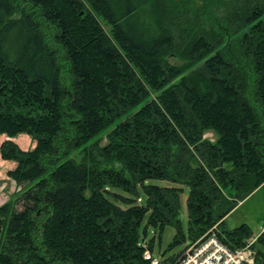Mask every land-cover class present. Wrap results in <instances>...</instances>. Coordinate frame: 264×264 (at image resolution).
<instances>
[{"label": "trees", "instance_id": "16d2710c", "mask_svg": "<svg viewBox=\"0 0 264 264\" xmlns=\"http://www.w3.org/2000/svg\"><path fill=\"white\" fill-rule=\"evenodd\" d=\"M0 135V264H152L149 227L245 246L224 225L264 189V0H0ZM153 179L188 187L187 234Z\"/></svg>", "mask_w": 264, "mask_h": 264}, {"label": "rangeland", "instance_id": "374dc122", "mask_svg": "<svg viewBox=\"0 0 264 264\" xmlns=\"http://www.w3.org/2000/svg\"><path fill=\"white\" fill-rule=\"evenodd\" d=\"M173 63H177L176 60H172ZM4 136V137H1ZM96 137L95 139H97ZM205 138L215 139V135L213 133H207ZM8 138L5 135H0V147L1 144L7 140ZM93 139L92 141H94ZM14 141L23 149L30 150L35 147V143L32 139L27 135H20ZM105 143V142H104ZM73 159L79 161L80 160V151H76L71 156ZM15 166L12 162L4 161L0 155V197L4 198V200L12 201L15 199L17 192L20 190V187L16 184L15 181L9 178L7 175L9 170H12ZM148 183L158 185L161 187H182L184 191L181 195V204H182V228L184 233L188 232V209H187V199L189 195V189L186 186L173 183L170 181L150 180ZM112 194L111 199H115V196H124L130 197V193L120 188H109ZM142 199H144L143 194H141ZM137 203V202H136ZM141 204V202L137 203ZM125 204H122V207H125ZM145 224L141 226V234L144 236ZM243 224H247L253 233V238L256 239L264 232V189H258L252 195H250L247 199L240 202V204L226 217L224 228L227 230H232L240 227ZM215 227L210 231H215ZM177 233V230L174 226H167L161 235H159V230L154 227H149L147 229V236L145 243L149 241H153V252L152 254L159 261L170 258L172 256L178 255L182 253L185 248L191 244L190 241L185 242L183 244H179L173 249H170V245L172 244L174 237ZM250 242V241H249ZM248 243V242H247ZM256 242L254 243V245ZM245 247V246H243ZM259 245L257 246V248ZM261 247V246H260ZM242 248V247H241ZM254 248V247H253ZM255 250V248H254ZM256 251V250H255ZM165 253V254H164ZM256 263V262H255Z\"/></svg>", "mask_w": 264, "mask_h": 264}, {"label": "built area", "instance_id": "2783aa9c", "mask_svg": "<svg viewBox=\"0 0 264 264\" xmlns=\"http://www.w3.org/2000/svg\"><path fill=\"white\" fill-rule=\"evenodd\" d=\"M249 241L245 247L232 249L218 238L215 231H210L189 244L174 264H255L256 251L253 247L256 239ZM145 258L152 264H160L150 251H146Z\"/></svg>", "mask_w": 264, "mask_h": 264}, {"label": "crops", "instance_id": "0c3cea01", "mask_svg": "<svg viewBox=\"0 0 264 264\" xmlns=\"http://www.w3.org/2000/svg\"><path fill=\"white\" fill-rule=\"evenodd\" d=\"M13 167H14V166H13ZM5 203H7V201L4 200V198L0 197V205H3V204H5Z\"/></svg>", "mask_w": 264, "mask_h": 264}]
</instances>
